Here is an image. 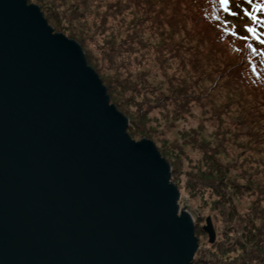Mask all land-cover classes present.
<instances>
[{
	"label": "water",
	"instance_id": "obj_1",
	"mask_svg": "<svg viewBox=\"0 0 264 264\" xmlns=\"http://www.w3.org/2000/svg\"><path fill=\"white\" fill-rule=\"evenodd\" d=\"M127 124L74 40L0 0V264H191L170 166Z\"/></svg>",
	"mask_w": 264,
	"mask_h": 264
},
{
	"label": "trees",
	"instance_id": "obj_2",
	"mask_svg": "<svg viewBox=\"0 0 264 264\" xmlns=\"http://www.w3.org/2000/svg\"><path fill=\"white\" fill-rule=\"evenodd\" d=\"M51 1L43 4L52 17L55 10ZM69 1L73 2L68 10L75 13V21L81 26L73 33L70 29V36L79 38L76 36L79 31L85 36L80 40L88 43L90 37L104 35L110 52L115 51L122 59L123 63L120 65L118 61L115 68L120 65L121 69L132 70L134 67L127 66L129 61L133 65L132 54L152 56L151 61L162 69L163 66L176 68L175 82L170 83L175 87L168 88L166 95L140 72L122 77V72L114 69L111 78L107 76L114 88L121 89L112 95L119 98L120 93H128L124 97L126 105L155 103L145 106L144 113L137 111L139 116H146L150 106H156L174 118H182L190 112L194 100H202L201 115L214 129L215 145L213 148L206 143L198 146L203 149L205 164L195 166L196 171L187 183L195 196L205 189L212 190L218 197L216 203L227 199L226 203L231 204L233 194L229 195L225 189L230 184L238 194L245 190L256 198L252 208L237 217L235 229L223 231L224 239L209 242L206 251L196 249L191 264H264V0ZM82 8L84 14L79 13ZM117 36H121L119 40ZM127 54L129 58L124 64L122 57ZM106 55L111 61L110 54ZM192 89L196 91L193 94ZM141 90L140 97L137 93ZM134 97L141 100L136 101ZM130 120L127 133L141 137L143 130ZM145 120L150 123L148 118ZM192 136L186 138L191 140ZM223 152L231 156L227 162L215 156ZM174 156L177 159L178 154ZM230 165L241 169L243 183L237 179L226 183ZM173 172H177L176 168ZM235 175L238 178L240 174ZM227 215L230 220L236 215L235 209ZM198 218L202 223L203 217ZM197 229L203 234L200 225Z\"/></svg>",
	"mask_w": 264,
	"mask_h": 264
},
{
	"label": "rangeland",
	"instance_id": "obj_3",
	"mask_svg": "<svg viewBox=\"0 0 264 264\" xmlns=\"http://www.w3.org/2000/svg\"><path fill=\"white\" fill-rule=\"evenodd\" d=\"M26 1L27 3H32L38 6L46 22L52 28L53 33L63 34L67 38L74 40L80 46L87 65H89L95 71V73L101 80V83L105 86L107 95L109 97V103L113 104L119 110V112H121L127 118V127L132 123V121L130 120V118H132L134 120V125L137 127L139 126L143 130L141 137L140 135L129 136L135 141L141 140L142 138L151 140L155 144L160 155L168 162L169 166L172 165V168L170 166V171L172 169V176L170 175V180L179 190L178 203L180 204V209L178 211V214H180V212L184 210L191 215L194 224V234L198 239L197 249L199 250V252L206 251L208 245L210 246L211 243H209L207 233L204 230L203 234L197 232V226L200 225L202 227L207 217L210 218L212 227L214 229V239L218 241L224 239L223 231L225 229H229L230 231L234 230L237 223V217H240L244 213L248 212L252 208L251 205L256 200V198L252 197L251 194L249 195L248 193H246L245 190L242 194H238L239 191H235V189L232 188L230 184H228L232 179H237L239 183H243L240 180L242 172L241 169L238 167L235 168L234 166L232 167V165L229 166V168H231L229 170L230 173H227V179H229V181L226 180V183L228 184V186L225 187L229 195L233 194L231 204L226 203L227 199H224V201L220 204L216 203L218 197L214 195V192L212 190L205 189L202 193L200 192L198 196H195L196 193H193L192 189L188 187L187 183L190 177L192 179L191 175L196 171L195 166H202L205 164V162L203 161V149H200L198 146H202L204 143H206L213 148L215 145L214 129L204 121V116L201 115V113L204 112V107H201L202 105L199 104L200 102H202V100H194L192 103L193 107L190 109V112L185 113L182 118H174L173 116H170L165 110H162V108L156 106H150L151 111L146 113V116L142 117L139 116L136 112L140 110L144 113V110H146L145 106L151 104L155 105L153 101L144 102V106H141L140 104L126 105L124 97H128V93H120L119 98H116L111 94L115 90L121 91V89L119 88H114L113 83H110V75L114 73V69H116L118 72H122V77H125L128 73H132L133 75H135L137 72L143 73L146 75V77L145 75L143 76L147 78L146 81L152 82L157 88H159L160 86L159 89H161V93L163 95H166L168 92V88L175 87V84L172 86L170 85V83L172 84L175 82V78L177 76L176 68L172 66L167 69L166 66H163L162 69L158 65L154 64L153 61H151L152 56L145 55L144 57H141L137 54H132L130 58L131 64L133 65L130 66L129 61V64H127V66L134 68H132V70L130 71L126 68L121 69L119 68V66L121 65V63H123L122 59L115 55V51L110 52L111 48H109V46L106 44L104 35H101L100 37L97 36L95 39H92L90 37L88 39V43L86 41L83 43L80 40V38H85V36L79 33V31L76 33V36L79 38L70 36V29H72L71 32L73 33L77 31L76 29L78 27H81L75 21V13L72 14L71 11L68 10V5L73 1L70 2L69 0H67V3H64V1L66 0H49L51 1L49 3L52 4V9L54 8L55 10V12L52 13V17L51 15H49V12L47 13L45 7L46 5L43 4L46 0L41 3H39L38 0ZM79 13L84 14L83 8L79 9ZM88 17L91 16H86V18ZM79 21L83 23L85 20ZM110 22L115 23L114 20H110ZM88 23H90V19H88ZM87 25L89 26V24ZM106 32L112 33L109 30H106ZM120 37L121 36H117L116 40H119ZM107 53L110 54L111 61L108 60V57L106 55ZM135 55L136 59H134ZM122 58H124V64H126L127 60L125 59L129 58V55H124V57ZM117 62L120 65L115 68ZM138 64L142 65L138 66ZM107 76H109L110 78ZM115 83L118 84L116 81ZM195 92V89H192L191 94ZM137 94L141 97L142 90ZM122 98L123 100L119 101ZM134 99L136 101L141 100L139 99V97H134ZM219 100L222 101V99ZM159 102L158 104H161ZM147 118L150 121L149 124L145 122V119ZM191 134H193L192 139H187L186 136H191ZM213 150L214 152H216L217 148ZM176 153L178 154L177 159L174 156ZM221 154L216 153L215 156H217L218 159L222 162H227V160H229V158L231 157L226 152H223ZM178 159L179 161H177ZM176 161L177 163L175 165ZM174 168H176V173L173 172ZM237 173H239L240 175H237L238 178H235V174ZM231 205L233 207H230ZM221 209L224 210L223 213ZM233 209H235L236 215H233L229 220V218L227 217L229 215L227 214H232ZM199 215L203 217L202 223L198 222Z\"/></svg>",
	"mask_w": 264,
	"mask_h": 264
}]
</instances>
